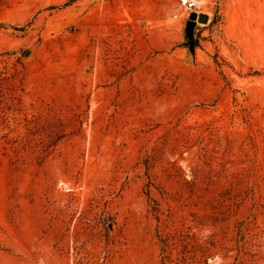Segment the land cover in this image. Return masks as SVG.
Returning <instances> with one entry per match:
<instances>
[{
    "label": "rangeland",
    "instance_id": "374dc122",
    "mask_svg": "<svg viewBox=\"0 0 264 264\" xmlns=\"http://www.w3.org/2000/svg\"><path fill=\"white\" fill-rule=\"evenodd\" d=\"M0 264H264V0H0Z\"/></svg>",
    "mask_w": 264,
    "mask_h": 264
},
{
    "label": "trees",
    "instance_id": "16d2710c",
    "mask_svg": "<svg viewBox=\"0 0 264 264\" xmlns=\"http://www.w3.org/2000/svg\"><path fill=\"white\" fill-rule=\"evenodd\" d=\"M194 21L189 20L185 32V37H184V47H186L188 50H193L198 46V38L194 33V26H193ZM24 56L27 55L28 52H24ZM113 223L109 225V228H105V231L108 232ZM107 235V234H106Z\"/></svg>",
    "mask_w": 264,
    "mask_h": 264
},
{
    "label": "water",
    "instance_id": "95a60500",
    "mask_svg": "<svg viewBox=\"0 0 264 264\" xmlns=\"http://www.w3.org/2000/svg\"><path fill=\"white\" fill-rule=\"evenodd\" d=\"M189 19L191 20V21H194L195 19L197 20V22H199V23H202V24H205L206 22H207V16H205V15H202V14H200V15H196L195 13H191V14H189Z\"/></svg>",
    "mask_w": 264,
    "mask_h": 264
},
{
    "label": "built area",
    "instance_id": "2783aa9c",
    "mask_svg": "<svg viewBox=\"0 0 264 264\" xmlns=\"http://www.w3.org/2000/svg\"><path fill=\"white\" fill-rule=\"evenodd\" d=\"M179 3L187 10L190 12L194 7V3L191 0H179Z\"/></svg>",
    "mask_w": 264,
    "mask_h": 264
},
{
    "label": "bare ground",
    "instance_id": "6f19581e",
    "mask_svg": "<svg viewBox=\"0 0 264 264\" xmlns=\"http://www.w3.org/2000/svg\"><path fill=\"white\" fill-rule=\"evenodd\" d=\"M196 6H203L207 4V0H191ZM182 16V15H181ZM180 16V17H181Z\"/></svg>",
    "mask_w": 264,
    "mask_h": 264
}]
</instances>
